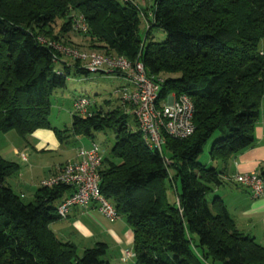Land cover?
Masks as SVG:
<instances>
[{"label": "trees", "instance_id": "obj_1", "mask_svg": "<svg viewBox=\"0 0 264 264\" xmlns=\"http://www.w3.org/2000/svg\"><path fill=\"white\" fill-rule=\"evenodd\" d=\"M141 12L132 0H0V133L50 129L53 93L71 74L90 73L38 40L69 45L63 37L82 15L89 47L138 59L149 77L165 75L156 106L171 94L194 105L193 134H163L161 153L147 146L117 96L99 105L86 95L89 114H71L69 130L54 129L59 139L68 131L90 138L115 132L99 187L133 231L134 264H264V246L237 229L219 196L207 198L222 183L213 163L226 164L255 141L264 98V0H154L144 35ZM57 20L60 32L54 33ZM153 28L165 33L162 42H153ZM216 132L208 150L212 163L201 164ZM17 170L0 156V264H110L104 242L79 254L50 230L68 187L39 186L26 203L6 183ZM259 175L264 180V169ZM167 179L179 182L174 203L167 199Z\"/></svg>", "mask_w": 264, "mask_h": 264}, {"label": "crops", "instance_id": "obj_2", "mask_svg": "<svg viewBox=\"0 0 264 264\" xmlns=\"http://www.w3.org/2000/svg\"><path fill=\"white\" fill-rule=\"evenodd\" d=\"M73 39L69 38L71 42ZM73 100L74 98L68 110L70 117ZM54 129L60 130L51 125L50 129L39 128L26 136H21L14 130L0 133V156L18 166L17 172L9 176L6 183L21 198L28 196L32 201L40 181L55 173L59 167L74 161L77 148L82 146L75 145L69 150L64 144V136L59 139ZM253 134L255 141L251 147L237 153L226 164L213 163L221 172L222 183L212 195H217L224 201L241 233L251 236L264 246V197L253 199L245 187L232 179L237 173H259L264 169V104ZM80 137L76 136L78 140ZM57 152L64 162L48 160L49 155ZM207 161L212 163L210 159ZM171 188H174L176 194V185ZM49 228L58 239L74 243L78 251L93 247L97 242H104L108 247L106 254L109 255L107 260L110 264H134L132 229L123 217L110 222L94 204L73 207L66 218L53 221ZM125 250L131 256L126 261H121Z\"/></svg>", "mask_w": 264, "mask_h": 264}, {"label": "built area", "instance_id": "obj_3", "mask_svg": "<svg viewBox=\"0 0 264 264\" xmlns=\"http://www.w3.org/2000/svg\"><path fill=\"white\" fill-rule=\"evenodd\" d=\"M127 1V0H126ZM87 24L82 15L72 20L74 31H87ZM39 42L51 46L62 56L76 59L90 73H121L127 78V84L114 91L120 105L137 120L142 132V138L151 149L162 152L166 134L172 138L183 139L193 134L194 105L185 95H169L167 100L158 107L156 101L163 78L149 77L140 60L129 61L122 55L106 54L81 50L71 45L48 41L38 37ZM170 101V102H169ZM91 100L86 95H80L73 101L72 114L86 116L89 114ZM104 152L96 143L89 148L80 146L76 150L74 161L58 168V170L40 181L41 187H54L64 185L68 193L57 205V215L60 219L66 218L73 207H86L96 205L110 222L120 218L112 202L100 192L99 168ZM168 162L167 159H164ZM233 181L245 187L253 199L264 197V180L257 172L237 173ZM131 256L124 251L121 261Z\"/></svg>", "mask_w": 264, "mask_h": 264}, {"label": "rangeland", "instance_id": "obj_4", "mask_svg": "<svg viewBox=\"0 0 264 264\" xmlns=\"http://www.w3.org/2000/svg\"><path fill=\"white\" fill-rule=\"evenodd\" d=\"M132 1L135 2L140 8H142L140 33L144 35V33L147 30V27L149 26L148 18H151V16H149V13L151 12V6L153 5L154 0H132ZM60 24L61 21L57 20V24L54 26L55 28L54 33L60 32L59 29ZM63 38H65L63 39L65 42L68 41L67 43L69 45L74 46L78 49L89 50V51L93 50L94 52L103 53L101 52V50L95 48L93 49L88 46L89 45L88 37L84 35V32L72 30L70 34H66ZM69 38L71 39L74 38L72 40L73 42L69 41ZM164 39H165V33L160 28H153L152 30L153 42H162ZM141 45H143L142 42ZM260 46L264 47V41H261ZM81 47H83L84 49ZM63 57H65V59L67 61L69 60L70 62L71 58L66 56ZM159 77L165 78V75L160 74ZM127 82L128 80L126 77L118 75L116 73L91 72L87 75L71 74L70 77L66 80L65 87L62 89H57L51 97L52 105L50 108V114L48 118L49 123L52 126L57 127L62 131L69 130L71 125V117L69 116L68 110L70 108L73 98L79 95H88L95 101V103L99 105H108L109 100L116 102L114 90L126 84ZM262 104H264V98H262L261 100V107ZM110 107H114V106L110 105ZM63 135H64V140L66 139L64 144L65 146L68 147L69 150L73 149L75 145H82L85 148H89L94 142L98 146H100V148L104 152V155H108L109 149L111 148L115 139V132L113 130L96 132L94 133L92 138L87 136H81L79 140L76 138V136L70 134L69 131L63 133ZM218 137L219 134L217 132L214 133L211 139L205 144L203 151L198 158V161L201 164L204 165L210 164L207 161L209 160L208 150L212 144V141L214 139H217ZM163 150L165 155L168 156V151L166 150L165 147ZM48 160H52V162L61 160V162H64L63 158L61 159L59 152L49 155ZM168 173H169V178L171 179L174 176V171L172 170V168L169 169ZM165 185H166L167 199L170 203H174L176 201V194L174 192V188L171 187L172 185H176L177 190H179V182H176V184H174V182L171 183L167 179ZM213 196L214 195H212L211 193L207 196V198L210 199ZM22 200L23 202L26 203L30 201L28 196L23 197ZM245 225L244 228L246 227ZM79 252H80L79 254H81L82 251ZM107 256H109L108 253L105 255L104 258H107ZM112 264L115 263L112 262Z\"/></svg>", "mask_w": 264, "mask_h": 264}, {"label": "water", "instance_id": "obj_5", "mask_svg": "<svg viewBox=\"0 0 264 264\" xmlns=\"http://www.w3.org/2000/svg\"><path fill=\"white\" fill-rule=\"evenodd\" d=\"M170 102V101H169Z\"/></svg>", "mask_w": 264, "mask_h": 264}]
</instances>
